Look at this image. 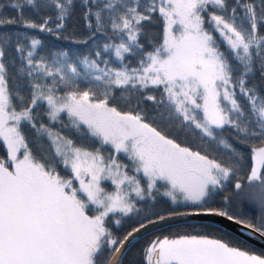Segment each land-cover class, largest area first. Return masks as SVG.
Wrapping results in <instances>:
<instances>
[{"label": "snow or ice", "instance_id": "snow-or-ice-1", "mask_svg": "<svg viewBox=\"0 0 264 264\" xmlns=\"http://www.w3.org/2000/svg\"><path fill=\"white\" fill-rule=\"evenodd\" d=\"M0 148V264H264V0L0 2Z\"/></svg>", "mask_w": 264, "mask_h": 264}, {"label": "water", "instance_id": "water-1", "mask_svg": "<svg viewBox=\"0 0 264 264\" xmlns=\"http://www.w3.org/2000/svg\"><path fill=\"white\" fill-rule=\"evenodd\" d=\"M217 222L219 223L220 221L218 220ZM223 225L226 226V227H228L229 230H232L233 228L236 227L235 225H231L230 222H227V221H223ZM150 234H152L151 230H149V234H147V235L142 234L141 237H140V239L143 238V237H145V236H148ZM244 235H247V233L245 232ZM251 240L255 243V246L257 248L260 247V244L262 243L261 241L256 240L255 237H252Z\"/></svg>", "mask_w": 264, "mask_h": 264}, {"label": "trees", "instance_id": "trees-1", "mask_svg": "<svg viewBox=\"0 0 264 264\" xmlns=\"http://www.w3.org/2000/svg\"><path fill=\"white\" fill-rule=\"evenodd\" d=\"M0 2H4V0H0ZM62 43L65 44V45L68 44L67 41H64V42H62ZM0 154H3V149H2V148H0ZM246 210L249 211V212L252 211V209H246ZM152 235H153V233L150 234V235H148V236H145V237L141 238V239L139 240V244L137 245V247H139V245L144 244L148 239L151 238ZM133 258L136 259V260H139V259H140L139 255H136V256L133 257Z\"/></svg>", "mask_w": 264, "mask_h": 264}]
</instances>
